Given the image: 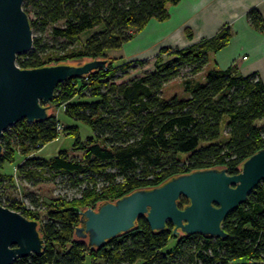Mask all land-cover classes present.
<instances>
[{
	"label": "trees",
	"instance_id": "obj_1",
	"mask_svg": "<svg viewBox=\"0 0 264 264\" xmlns=\"http://www.w3.org/2000/svg\"><path fill=\"white\" fill-rule=\"evenodd\" d=\"M179 1L24 0L33 34L51 27L55 37L73 47L54 59L47 57L51 47L43 37L33 36V48L17 57L20 68L95 59H106L108 64L60 83L47 120H21L2 136L0 183L9 180L14 186L16 173L27 180L59 173L75 178V185L88 177L95 182L78 199L46 202L45 218L10 197L6 201L0 191V204L36 220L44 240L41 254L18 258L13 264H264V182L226 216L222 223L228 235L225 240L173 235L171 222L165 230L153 231L144 216L133 229L100 248L90 247L76 235L81 213L88 208L196 170L226 169L237 174L246 159L264 149V82L259 74L243 75L234 67L213 69L205 82L184 80L187 97H162L164 85L178 78L185 67L191 68L193 76L202 71L209 54L229 42L228 29L187 47L162 46L153 72L113 82L133 61L110 58L108 51L131 42L152 19L166 20L169 5ZM249 19L256 29L264 30V19L255 10ZM60 22L63 26H54ZM89 31L90 35H84ZM58 108L92 129L93 134L83 140L78 126L63 128L62 132L75 138L71 151L82 152L81 159L71 158L68 150L50 158L38 154L60 137V120L54 113ZM6 164L13 165L12 173L4 171ZM98 176L106 184L101 188L96 185ZM187 204L186 198L178 200L180 208Z\"/></svg>",
	"mask_w": 264,
	"mask_h": 264
},
{
	"label": "water",
	"instance_id": "obj_2",
	"mask_svg": "<svg viewBox=\"0 0 264 264\" xmlns=\"http://www.w3.org/2000/svg\"><path fill=\"white\" fill-rule=\"evenodd\" d=\"M24 0H0V155L6 130L21 120L45 121L52 109L56 87L71 78L83 77L108 64L106 59L71 64L20 68L17 57L33 48L31 21ZM53 111V109H52ZM264 182V149L246 159L239 173L226 169H203L173 177L161 186L134 191L115 202L100 203L81 213L76 235L100 248L109 240L133 229L144 216L153 231L167 223L173 235L200 234L225 240L222 223L232 210L244 204L248 195ZM188 204L183 208L178 200ZM44 240L39 223L0 204V264L39 255Z\"/></svg>",
	"mask_w": 264,
	"mask_h": 264
},
{
	"label": "crops",
	"instance_id": "obj_3",
	"mask_svg": "<svg viewBox=\"0 0 264 264\" xmlns=\"http://www.w3.org/2000/svg\"><path fill=\"white\" fill-rule=\"evenodd\" d=\"M168 10L166 20L152 19L129 42L127 55L153 56L162 46L187 47L228 29L229 42L211 52L208 63L217 70L234 67L243 75L257 73L264 82V30L249 19L253 10L264 19V0H180Z\"/></svg>",
	"mask_w": 264,
	"mask_h": 264
},
{
	"label": "rangeland",
	"instance_id": "obj_4",
	"mask_svg": "<svg viewBox=\"0 0 264 264\" xmlns=\"http://www.w3.org/2000/svg\"><path fill=\"white\" fill-rule=\"evenodd\" d=\"M54 26H63V22H60ZM92 31L86 32L84 35H90ZM33 36L43 37V42L51 47L48 52L47 57L58 58L63 51L73 46H69L67 42L59 37H55L52 33L51 27H48L44 33L35 32ZM85 36H83L84 38ZM133 43V42H130ZM130 43H126L121 48H115L108 51L110 58H119L124 57L127 61H133L131 68L126 71H119L112 79L113 82L118 84L130 81L131 79L141 77L143 75L150 74L154 71V62L156 55L148 57H137L135 55H127L129 51ZM46 52V53H48ZM53 54V55H52ZM164 60H168V56H163ZM210 60L213 58L210 56ZM136 61V62H134ZM139 61V63H137ZM142 61L143 64L140 62ZM122 63L117 62V65ZM215 69L212 64H207L202 71L193 76L191 73L190 67H185L181 70V74L178 78L171 80L162 89V97L165 100H169L173 96H178L179 98L187 97L188 95L184 89V80L191 79L198 82H205L206 74ZM89 95V94H88ZM63 108V107H62ZM62 108L54 110V113L58 116L60 123L63 127L70 125H76L80 129V135L83 140L86 139L89 135L93 134L92 129L81 121H75L69 118ZM64 109V108H63ZM75 138L72 135L65 134L64 132L60 133V137L57 140H54L46 144L43 149L38 152L41 157L50 158L55 156L61 150H68L70 152V157L74 159H81L82 152L71 151L73 142ZM183 158L185 156H182ZM5 172L12 173L13 165L6 164L4 167ZM14 186L13 183H10L9 180H6L0 183V191L7 201V197H10L12 200H16L19 206L24 207L25 209L35 210L42 214V217L46 216V202L52 201L54 199H66L73 200L81 197L83 191L88 188H92L95 184L94 181L87 178L82 184L75 185V178L70 179L68 175H62L59 173L46 174L45 179L40 180H27L20 173L14 174ZM96 185L98 188L105 186V181L103 177L98 176L96 179ZM20 197V199H19ZM172 244V243H171ZM96 264H100L99 261Z\"/></svg>",
	"mask_w": 264,
	"mask_h": 264
},
{
	"label": "built area",
	"instance_id": "obj_5",
	"mask_svg": "<svg viewBox=\"0 0 264 264\" xmlns=\"http://www.w3.org/2000/svg\"><path fill=\"white\" fill-rule=\"evenodd\" d=\"M63 126L61 125V123L58 125V130L60 131V132H62L63 131ZM9 129V128H8ZM16 173V172H15ZM17 174V173H16ZM19 199H20V197H19Z\"/></svg>",
	"mask_w": 264,
	"mask_h": 264
}]
</instances>
